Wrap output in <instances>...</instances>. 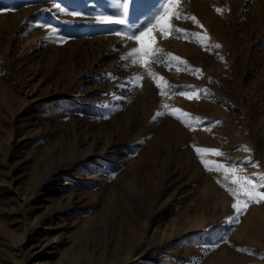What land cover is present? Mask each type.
I'll use <instances>...</instances> for the list:
<instances>
[{
  "label": "rangeland",
  "instance_id": "obj_1",
  "mask_svg": "<svg viewBox=\"0 0 264 264\" xmlns=\"http://www.w3.org/2000/svg\"><path fill=\"white\" fill-rule=\"evenodd\" d=\"M125 3L130 27L160 0H0V264H264V203L229 224L234 200L217 180L233 177L206 171L193 147L223 152L201 155L237 176L264 175V0H181L221 48L175 33L153 46L195 75L121 59L134 42L114 33L129 27L95 17L120 18ZM150 72L206 92L161 97ZM174 108L201 123L153 121Z\"/></svg>",
  "mask_w": 264,
  "mask_h": 264
},
{
  "label": "snow or ice",
  "instance_id": "obj_2",
  "mask_svg": "<svg viewBox=\"0 0 264 264\" xmlns=\"http://www.w3.org/2000/svg\"><path fill=\"white\" fill-rule=\"evenodd\" d=\"M134 3L135 0H132ZM124 12L122 13L120 18H115L113 16L108 15H98L95 17L97 23L101 25H122L125 27H129V22L127 20V7L128 5L125 3L123 5ZM63 11V9H61ZM215 11L219 15H223L226 9L215 8ZM70 15L80 16V13L72 12ZM173 20H190L194 25L203 30V34L201 33H186L184 29H180L175 27L172 23ZM51 33L53 36H57L60 39V42L63 43L67 38L63 37L59 30L56 28H51ZM157 33L160 37H167L173 33L178 35H183L186 38L194 39L201 48L204 50L219 49L221 45L219 43L208 45L204 43L206 40H209L206 30H204V26L199 22V20L194 15L182 14L181 0H160L159 5L156 8V11L151 16L150 19H147L143 24L131 25L127 33H121L116 31L114 34L118 37H121L122 40L128 42H134L131 51L128 52L126 56H123L121 59L125 61H131V64L134 66H138L139 68H149L151 64L163 65L165 67L170 68V64L174 61H179L180 64L185 66V71L192 73L193 75L200 73L201 70L198 68L189 67L187 61L182 60L178 56H174L171 53L163 54L162 49L158 47H154L157 40ZM148 38V43L146 44L145 38ZM221 59H223L221 57ZM150 75L153 78V82L156 87L160 90L161 97L166 95H172L173 93L179 95L187 100H199L201 99V93L206 92V90L201 89L197 92L195 89H189L185 91L180 89L179 91H175L173 86L169 85L168 88H164L161 84V81H164V77H159L156 79V73L150 72ZM143 79L142 74H137L133 77V83L135 86L140 87L137 83ZM166 83V82H165ZM124 87V85H121ZM120 99V97H117ZM162 108L168 109V104H162ZM179 113V115H177ZM165 114L175 118L185 127L189 128V130L194 131L191 123L189 121H195L197 125L201 123L198 117L191 116L190 113L184 111L180 108H174L167 113L162 111H157L153 116V121H155L158 117H162ZM107 119V117H103ZM204 130H208L205 128ZM142 143V142H141ZM194 147V151L196 155L200 158V162L205 168L206 171L216 172L224 174L227 179L229 175L233 178L231 179V183L235 186L233 188H228L226 185L222 184L220 180H217V183L224 187L226 191H228L229 195L233 198L234 202L231 207L235 213L234 217H230L228 219L229 224L238 223L241 215L245 214L248 208L254 204L264 203V175L259 176L257 179L250 178L248 176H237V172L240 171L237 167H230L224 163L217 162L215 160L208 161L205 160L201 155L210 154L211 156L221 158L224 157V153L217 149H210L204 147ZM245 151L250 152V149L245 148ZM249 163H252L249 161ZM240 251H244V249H240Z\"/></svg>",
  "mask_w": 264,
  "mask_h": 264
}]
</instances>
